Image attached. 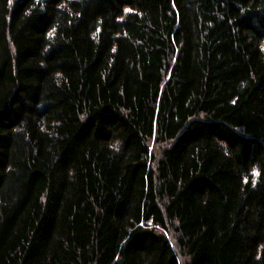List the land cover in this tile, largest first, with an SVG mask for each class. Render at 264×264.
I'll use <instances>...</instances> for the list:
<instances>
[{"label": "trees", "instance_id": "trees-1", "mask_svg": "<svg viewBox=\"0 0 264 264\" xmlns=\"http://www.w3.org/2000/svg\"><path fill=\"white\" fill-rule=\"evenodd\" d=\"M0 264H264V0H0Z\"/></svg>", "mask_w": 264, "mask_h": 264}, {"label": "snow or ice", "instance_id": "snow-or-ice-1", "mask_svg": "<svg viewBox=\"0 0 264 264\" xmlns=\"http://www.w3.org/2000/svg\"><path fill=\"white\" fill-rule=\"evenodd\" d=\"M253 174L255 175L256 174V171L255 170H253ZM247 179V178H246Z\"/></svg>", "mask_w": 264, "mask_h": 264}]
</instances>
